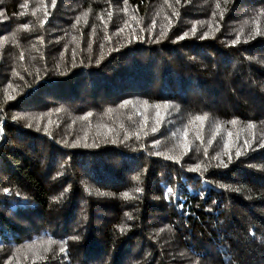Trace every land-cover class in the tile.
Here are the masks:
<instances>
[{
  "label": "trees",
  "instance_id": "16d2710c",
  "mask_svg": "<svg viewBox=\"0 0 264 264\" xmlns=\"http://www.w3.org/2000/svg\"><path fill=\"white\" fill-rule=\"evenodd\" d=\"M0 264H264V0H0Z\"/></svg>",
  "mask_w": 264,
  "mask_h": 264
},
{
  "label": "snow or ice",
  "instance_id": "6c2138e0",
  "mask_svg": "<svg viewBox=\"0 0 264 264\" xmlns=\"http://www.w3.org/2000/svg\"><path fill=\"white\" fill-rule=\"evenodd\" d=\"M153 131H155V129H153ZM169 192H171V190H169ZM124 195H125V196H127L128 194H127V193H125Z\"/></svg>",
  "mask_w": 264,
  "mask_h": 264
}]
</instances>
